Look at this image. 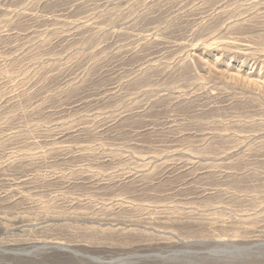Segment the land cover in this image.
<instances>
[{
	"label": "rangeland",
	"instance_id": "obj_1",
	"mask_svg": "<svg viewBox=\"0 0 264 264\" xmlns=\"http://www.w3.org/2000/svg\"><path fill=\"white\" fill-rule=\"evenodd\" d=\"M0 264H264V0H0Z\"/></svg>",
	"mask_w": 264,
	"mask_h": 264
}]
</instances>
